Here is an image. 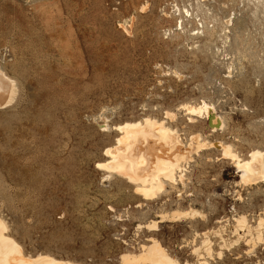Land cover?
<instances>
[{
    "label": "rangeland",
    "instance_id": "374dc122",
    "mask_svg": "<svg viewBox=\"0 0 264 264\" xmlns=\"http://www.w3.org/2000/svg\"><path fill=\"white\" fill-rule=\"evenodd\" d=\"M263 1L0 0V70L14 83L0 106V215L27 253L122 264L121 254L153 236L195 263V232L225 228L231 241L234 218L256 224L264 182L238 184L214 145L200 146L185 161L186 180L153 199L98 163L120 134L113 126L146 116L164 119L185 144L202 133L244 158L264 150ZM204 100L224 118L217 130L188 123L183 105ZM191 207L206 218L139 228ZM212 239L210 264H264V244L249 250L241 241L220 256V238Z\"/></svg>",
    "mask_w": 264,
    "mask_h": 264
},
{
    "label": "bare ground",
    "instance_id": "6f19581e",
    "mask_svg": "<svg viewBox=\"0 0 264 264\" xmlns=\"http://www.w3.org/2000/svg\"><path fill=\"white\" fill-rule=\"evenodd\" d=\"M201 1L204 2L205 0ZM197 4L199 9L202 5H205V3L199 2ZM146 9V5L142 6L143 11ZM184 11L187 14L190 13L186 8ZM183 15L185 16V14ZM183 18L180 16L177 19V25L180 26L181 30H185ZM226 22L228 23V21ZM206 28L204 26L205 30H207ZM198 30H200L199 27ZM196 31L194 33L198 35L200 31ZM202 32H204L203 29ZM175 73L177 74V71ZM13 93V81L0 70L1 107H6L9 104ZM183 108L186 115H188V123L193 126H197L200 122H205L212 127V130H217V127H221L224 124V118L222 119L220 113H217L214 105L205 102V100L199 104H184ZM166 117L170 118L171 121L176 120V113L167 111ZM199 118L204 119V121L202 119L199 121ZM104 127L108 129L107 124ZM113 128L120 134L117 136L115 143L107 146L104 150L105 154L109 156L108 162L98 163V166L106 167L111 172H116L137 183V189L146 199H153L160 193L165 192L167 183L176 184L178 180L184 182L188 168L185 161L190 160L193 153L199 151V147L204 144L205 146L211 144L210 146L214 145L218 149L220 148L222 152L220 159H230L232 161L240 177L238 184L252 186L264 182V150L253 149L249 152L248 157L244 158L233 149L232 144H225V142L209 143L207 140H203L202 133H191L189 143L185 144L177 129L168 126L164 119H157L151 116H146L140 120L126 121L113 126ZM1 216L0 264H82L48 253H38L36 255L27 253L23 245L11 235L12 232H9V227ZM157 217L158 219L152 220L147 224H140L139 228L158 231L159 223L196 218L204 220L206 214L202 210L191 207L186 210L175 209L172 212H162ZM234 220L235 223L231 232L235 238L231 241L224 236L225 228L194 233L192 242H195L198 237L201 238L199 243H195L192 250L196 256L195 263H191L188 260L181 262L169 253L159 239L153 236L147 239L148 243L140 245L139 252L127 251L121 254L120 261L122 264H210V259L214 257L215 253L213 236L220 238L218 249L220 256H222L225 249L230 250L234 246L239 245L241 241L245 242L249 250L255 249L258 244H264V214L258 218L255 225L250 224L245 215H240ZM228 237L230 238L231 236Z\"/></svg>",
    "mask_w": 264,
    "mask_h": 264
}]
</instances>
